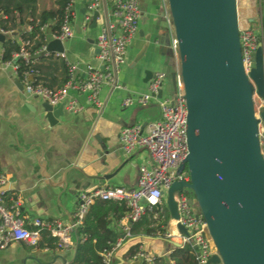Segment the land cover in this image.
I'll return each instance as SVG.
<instances>
[{"label": "crops", "instance_id": "obj_1", "mask_svg": "<svg viewBox=\"0 0 264 264\" xmlns=\"http://www.w3.org/2000/svg\"><path fill=\"white\" fill-rule=\"evenodd\" d=\"M92 1H75L71 10L73 35L64 41L66 57L62 60L75 66V76L82 79L89 65L104 69L96 41L108 21L115 19L112 1L99 0V16L94 21V12L89 9ZM165 5L164 0H140L142 15L138 33L128 48L125 62L115 70L116 85H105L99 93L102 108L89 104L86 94L70 88L69 98L83 104L84 109L72 113L64 108V114L55 122L44 111L45 100L29 95L12 67L4 65V47L0 41V164L10 179L6 190L8 201H20L32 217L70 221L80 193L100 186L137 187L139 166L151 157L145 149L127 154L122 149L120 134L124 127L132 125H140L147 131L152 122L160 119L161 110L157 101L124 106L123 99L146 92L158 72L166 74L163 92L171 96L170 73L178 67V60L171 51ZM57 7V0H39L37 13ZM237 7L240 30L252 29L262 35L264 43V0H237ZM54 24L51 20L45 28L47 48L50 41L58 40L54 38ZM26 29V26L20 28ZM55 52L58 51L51 53L55 55ZM47 66L49 77L61 82L63 69ZM17 80L22 86L16 84ZM256 103L261 101L256 99ZM63 180L68 181L65 192L59 185ZM112 226L124 236L119 222H113ZM55 240L56 247L48 246L44 236L37 246L11 243L0 249V264H75L77 242L73 249L65 250ZM136 243L173 264L170 255L176 244L159 235L138 239L126 236L113 264H134L135 261L123 257Z\"/></svg>", "mask_w": 264, "mask_h": 264}, {"label": "water", "instance_id": "obj_2", "mask_svg": "<svg viewBox=\"0 0 264 264\" xmlns=\"http://www.w3.org/2000/svg\"><path fill=\"white\" fill-rule=\"evenodd\" d=\"M168 5L179 58L170 73L171 84L176 88L180 74L188 110L189 153L178 171L187 169L190 176L164 193L170 218L179 219L175 194L187 189L216 248L208 264H264V157L259 138L264 106L258 113L256 109V98L264 100V44L253 52L246 71L237 0H168ZM98 16L99 9L94 21ZM47 50L64 52V42L52 40ZM16 84L22 86L18 80ZM43 108L51 122L64 114V104L54 108L45 100ZM59 185L65 192L68 181ZM178 228L188 234L184 226Z\"/></svg>", "mask_w": 264, "mask_h": 264}, {"label": "built area", "instance_id": "obj_3", "mask_svg": "<svg viewBox=\"0 0 264 264\" xmlns=\"http://www.w3.org/2000/svg\"><path fill=\"white\" fill-rule=\"evenodd\" d=\"M76 0H71L68 11L72 10ZM113 3L114 21L102 28L96 45L99 51L98 58L104 69L89 65L84 79L75 76V66L68 64L71 79L61 89L54 91L41 83H34V72H25L21 83L29 95L38 96L48 101L52 106L64 104V108L72 113H79L84 105L75 99L69 98V89L73 88L80 93L87 95L88 103L102 108L103 102L99 93L108 84L116 85L115 70L122 65L127 57L128 48L139 30V22L142 11L140 0H111ZM166 3L164 17L171 34V49L178 60V41L175 36L174 25L170 14L168 0ZM99 0H93L89 6L90 12L99 9ZM4 36L14 37L12 31L0 30ZM73 35L71 21L65 18L61 27V33L54 35L55 39L62 42ZM22 44L20 52L14 54V60L22 58L27 64L31 63L33 57L26 49L29 44L21 38H17ZM240 41L242 47L243 64L246 71H249L252 63V54L263 43L262 35L252 29L240 30ZM43 54H51L44 46ZM55 56L65 58V52H55ZM14 60L4 62L5 66L12 67L16 77L18 76L19 64ZM166 74L158 72L148 84L147 91L135 96H128L123 99L124 106L135 104H148L157 101L161 110L160 119L152 122L147 131L140 125L124 127L120 134L122 149L127 154H133L145 149L151 160L139 166V180L136 188L123 186H100L90 192H82L77 196V209L70 221L61 219H45L39 216L32 217L24 211L18 200L8 201L5 196L6 190H0V249H5L11 243L25 242L37 246L42 241L43 232L58 240L59 247L70 250L78 242L77 230L83 224L90 207L96 200L123 202L127 213L119 221L124 232L108 249L102 252L104 264H113L119 255L120 249L124 246L126 236L131 235V225L137 222L147 212L152 213L153 218L160 221V215L166 206L165 192L177 180L189 181V172L185 169L179 172L180 165L188 156L187 142V117L188 110L185 99L184 84L180 74L177 76V86L174 88V95L167 96L159 91L164 88ZM258 99V98H256ZM260 100V99H259ZM256 103L257 113L264 106V100ZM260 144L264 157V124L260 125ZM10 184V179L2 171L0 164V188ZM179 210V219L168 221L164 227V237L175 242L176 247L190 245L195 250L198 264H208L209 259L216 253V248L209 234L207 222L200 212L197 204L192 199L193 195L187 189L180 194H175ZM178 225L184 226L188 234L182 233ZM159 234V233H158ZM157 234V235H158ZM77 240L75 241V237ZM86 236H81L85 240ZM139 264H156V257L147 252L142 246L137 250L134 259Z\"/></svg>", "mask_w": 264, "mask_h": 264}, {"label": "trees", "instance_id": "obj_4", "mask_svg": "<svg viewBox=\"0 0 264 264\" xmlns=\"http://www.w3.org/2000/svg\"><path fill=\"white\" fill-rule=\"evenodd\" d=\"M71 0H57V8L44 10L37 13L39 0H0V30L12 31L15 35L3 41L4 55L3 62L14 60V54L19 53L22 41H28L26 49L33 57L31 63L27 64L22 58L14 61L19 64L17 78L22 81L25 72H34L33 82L41 83L43 86L57 91L63 88L71 79L68 63L53 53L47 55L41 53V49L47 45L48 39L45 28L49 21H54L53 34L59 35L61 27L66 17L72 23V11H68ZM26 26V30H20ZM48 65L55 68H62L64 77L57 83L56 79L49 77L50 69ZM187 170V169H186ZM188 171V170H187ZM8 192H5V196ZM192 194V193H191ZM193 195V194H192ZM167 207L160 215V221L153 218L152 213L147 212L141 219L131 225V236L138 239L144 236L158 235L164 238V227L170 220ZM127 213V208L123 202L96 200L90 207L83 224L78 228V242L75 254V264H104L102 252L114 244L121 236L122 232L112 226L113 222H119ZM86 236L81 240V236ZM44 239L48 246L56 247L55 238L49 232L44 231ZM139 244L131 245L125 260L134 261V256L139 249ZM173 264H198L195 250L192 246L177 247L170 255ZM156 264H169L165 259L156 257Z\"/></svg>", "mask_w": 264, "mask_h": 264}, {"label": "rangeland", "instance_id": "obj_5", "mask_svg": "<svg viewBox=\"0 0 264 264\" xmlns=\"http://www.w3.org/2000/svg\"><path fill=\"white\" fill-rule=\"evenodd\" d=\"M171 51H172V49H171ZM174 92H175L174 89H172L171 95H174ZM167 211H168V209H167ZM167 213H169V211Z\"/></svg>", "mask_w": 264, "mask_h": 264}]
</instances>
